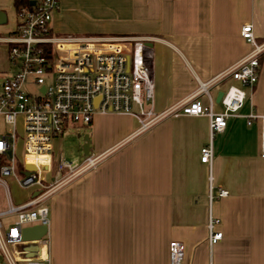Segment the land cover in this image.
Returning <instances> with one entry per match:
<instances>
[{
    "label": "crops",
    "instance_id": "crops-1",
    "mask_svg": "<svg viewBox=\"0 0 264 264\" xmlns=\"http://www.w3.org/2000/svg\"><path fill=\"white\" fill-rule=\"evenodd\" d=\"M57 1L50 27L58 35L151 42L155 109L184 101L198 81L242 57L249 49L239 33L243 23L264 40V0ZM0 9L6 21L16 16L13 0H0ZM232 83L225 77L210 92L215 98ZM250 110L262 118H229L213 135L210 166L199 159L208 141L204 115L167 117L131 135L132 116L95 112L84 136L86 153L99 161L44 202L50 264H168L171 240L183 244L182 264H264V53L240 113ZM209 183L227 190L210 204L222 232L212 245L205 227Z\"/></svg>",
    "mask_w": 264,
    "mask_h": 264
},
{
    "label": "built area",
    "instance_id": "built-area-1",
    "mask_svg": "<svg viewBox=\"0 0 264 264\" xmlns=\"http://www.w3.org/2000/svg\"><path fill=\"white\" fill-rule=\"evenodd\" d=\"M58 7L57 0L21 4L15 11L14 29L2 37L13 71L0 77V184L5 185L3 176H10L18 186L32 187L33 191L14 204L5 188L7 206L0 210V264H50L49 215L44 202L69 179L99 161V155L86 154L74 165L59 156L51 165L52 140L68 120L89 123L95 112L128 114L136 120L131 133L136 135L167 117L204 115L208 119V141L200 147L199 159L210 166L213 135L226 127L229 118L244 116L247 124L262 118L251 110L240 113L248 91L256 83L264 53V40H256L250 22L240 26V36L249 45L242 57L209 79L198 81L184 101L155 109L147 40L135 36L58 35L50 27L52 12ZM225 77L236 83L223 89L216 102L210 89ZM216 103L220 105L218 110ZM17 138L22 139V160L15 157ZM26 164L34 167L27 168ZM226 194V189L214 190L208 184V245L222 236L216 228L219 218L210 211L211 201ZM5 217L10 218L8 223L2 220ZM35 224L47 226L46 233L40 238L22 239V228ZM183 252L182 242L171 240L168 264H182Z\"/></svg>",
    "mask_w": 264,
    "mask_h": 264
},
{
    "label": "rangeland",
    "instance_id": "rangeland-1",
    "mask_svg": "<svg viewBox=\"0 0 264 264\" xmlns=\"http://www.w3.org/2000/svg\"><path fill=\"white\" fill-rule=\"evenodd\" d=\"M16 16L13 14H8L7 21L0 24V36H6L9 34V31L6 29L10 27L11 21ZM13 22V21H12ZM6 46L3 42L0 41V77L9 76V74L13 71V68L9 66V63L5 56ZM80 121H70L68 120L60 133L56 136L57 140L52 144V163L53 165L58 157L64 158L67 161H70L74 165L79 164L87 153L83 152V136L84 129H87L86 125ZM0 128L2 126L0 125ZM17 134L21 136V130H17ZM79 134V135H78ZM55 138V137H54ZM23 148H22V139L17 138L15 141V157L17 160L23 159ZM52 167V166H51ZM52 171L49 173L51 174ZM48 177V175H47ZM4 184H0V210L4 209L7 206V202L5 199V188L7 189L8 195L12 201V203L16 204L25 199H27L32 191V187H20L18 186L10 176L2 177ZM4 223H8L10 220L9 217H5L2 219ZM22 264V263H19Z\"/></svg>",
    "mask_w": 264,
    "mask_h": 264
},
{
    "label": "water",
    "instance_id": "water-1",
    "mask_svg": "<svg viewBox=\"0 0 264 264\" xmlns=\"http://www.w3.org/2000/svg\"><path fill=\"white\" fill-rule=\"evenodd\" d=\"M6 21V14L3 10L0 9V24ZM148 46H151V42H146ZM42 89V88H41ZM222 94V90H219L216 94L215 101L217 102ZM87 137L83 136V152H87ZM27 168H33L32 164H26ZM41 167L45 168L46 164H42ZM47 226L42 224H35L31 226H25L21 230V237L22 239H35L40 238L41 235L46 233Z\"/></svg>",
    "mask_w": 264,
    "mask_h": 264
},
{
    "label": "trees",
    "instance_id": "trees-1",
    "mask_svg": "<svg viewBox=\"0 0 264 264\" xmlns=\"http://www.w3.org/2000/svg\"><path fill=\"white\" fill-rule=\"evenodd\" d=\"M23 3H29V0H13V6L15 11L17 10V7H19Z\"/></svg>",
    "mask_w": 264,
    "mask_h": 264
}]
</instances>
